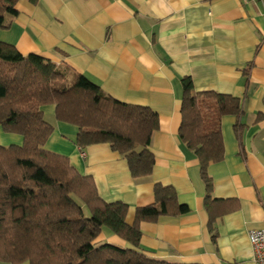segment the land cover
Wrapping results in <instances>:
<instances>
[{
	"label": "crops",
	"instance_id": "obj_1",
	"mask_svg": "<svg viewBox=\"0 0 264 264\" xmlns=\"http://www.w3.org/2000/svg\"><path fill=\"white\" fill-rule=\"evenodd\" d=\"M16 9L1 42L157 114L148 177L133 179L109 144L80 150L70 141L76 128L62 122L45 145L92 177L102 200L127 205L129 225L137 208L153 204L155 184L175 190L188 212L141 223L140 251L172 264H255L248 232L264 230V0H20ZM183 77L195 92L232 95L242 107L238 118L221 119L224 159L207 168L209 194L197 158L178 139ZM41 111L54 115L53 106ZM8 142L22 138L0 128V144ZM102 242L130 248L105 228Z\"/></svg>",
	"mask_w": 264,
	"mask_h": 264
},
{
	"label": "trees",
	"instance_id": "obj_2",
	"mask_svg": "<svg viewBox=\"0 0 264 264\" xmlns=\"http://www.w3.org/2000/svg\"><path fill=\"white\" fill-rule=\"evenodd\" d=\"M19 1L0 0V30L12 25ZM180 82L178 139L197 158L209 194L213 183L207 168L224 159L221 119L238 118L241 103L232 95L195 92L190 77ZM44 106L54 107L53 123L45 120ZM55 122L76 128L70 141L80 150L109 144L133 179L152 173L155 112L114 99L68 66L22 56L0 41V128L22 137L21 145L0 146V264H172L140 251V224L187 213L175 190L155 184L153 204L137 208L132 225L127 224V205L102 200L92 177L45 149ZM104 228L130 248L96 243Z\"/></svg>",
	"mask_w": 264,
	"mask_h": 264
},
{
	"label": "built area",
	"instance_id": "obj_3",
	"mask_svg": "<svg viewBox=\"0 0 264 264\" xmlns=\"http://www.w3.org/2000/svg\"><path fill=\"white\" fill-rule=\"evenodd\" d=\"M259 0H243V2H256ZM248 241L253 251L255 264H264V230H250Z\"/></svg>",
	"mask_w": 264,
	"mask_h": 264
},
{
	"label": "rangeland",
	"instance_id": "obj_4",
	"mask_svg": "<svg viewBox=\"0 0 264 264\" xmlns=\"http://www.w3.org/2000/svg\"><path fill=\"white\" fill-rule=\"evenodd\" d=\"M45 117V120L46 121H48V122H50V123H53V116H49V115H45L44 116ZM5 134V133H4ZM7 135H14V134H7ZM19 136V135H18ZM21 137V136H20ZM22 138V137H21ZM22 143V142H21ZM9 145H18V144H12V143H10V142H8V143H4V144H0V146H9ZM21 145V144H20ZM105 242H102L101 244H104Z\"/></svg>",
	"mask_w": 264,
	"mask_h": 264
}]
</instances>
